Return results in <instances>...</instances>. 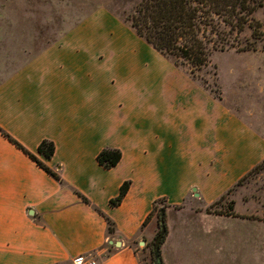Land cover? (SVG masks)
Listing matches in <instances>:
<instances>
[{
	"label": "crops",
	"instance_id": "1",
	"mask_svg": "<svg viewBox=\"0 0 264 264\" xmlns=\"http://www.w3.org/2000/svg\"><path fill=\"white\" fill-rule=\"evenodd\" d=\"M98 14L0 81V127L64 181L0 132V264H69L88 252L101 264H142L134 243L153 233L155 218L143 224L162 197L163 263L208 264V243L227 239L213 232L208 205L264 159V138L132 28L110 41L93 36ZM44 140L55 144L51 159L38 155ZM105 148L122 152L111 169L97 161ZM227 248L225 264H255L250 244Z\"/></svg>",
	"mask_w": 264,
	"mask_h": 264
},
{
	"label": "rangeland",
	"instance_id": "2",
	"mask_svg": "<svg viewBox=\"0 0 264 264\" xmlns=\"http://www.w3.org/2000/svg\"><path fill=\"white\" fill-rule=\"evenodd\" d=\"M139 2L141 0H0V81L15 63L27 59L45 43L59 40L63 32L96 13L99 14L89 23L93 36L110 41L117 32L121 37L125 32L123 28H132L125 22V15L133 12ZM254 17L262 23V36H252L251 29L247 28L241 37L244 44L252 42L254 49L214 52L210 64L198 71L195 78L207 84L210 93L237 116L246 129L264 138V7L259 8ZM164 58L174 62L173 58ZM177 67L192 76L188 66ZM164 71L165 76L175 73L167 67ZM239 180L231 185L233 191L226 199L215 204L211 211L229 213L233 204L234 213L240 216L208 212L213 232L227 237L219 243L214 240L208 243V264H225L227 245H236L240 254L248 244L255 253V264H264V166ZM158 230L155 217L153 233L140 239L141 245L139 240L134 243L142 264L154 263L152 249ZM237 264H241V258Z\"/></svg>",
	"mask_w": 264,
	"mask_h": 264
},
{
	"label": "trees",
	"instance_id": "3",
	"mask_svg": "<svg viewBox=\"0 0 264 264\" xmlns=\"http://www.w3.org/2000/svg\"><path fill=\"white\" fill-rule=\"evenodd\" d=\"M261 7H264V0H141L133 12L127 16L125 15L124 20L130 24L140 38L159 53L165 57L173 58V63L176 66H188L192 77L195 78L198 71L203 70L210 64L214 52H223L230 49H236L237 51L254 49L252 42L248 41L244 44L241 37L247 28L251 29L252 36H262V23L254 17L255 12ZM204 86L208 89L207 84ZM0 132L48 174L56 180L64 182L57 170L51 169L36 154L27 150L1 127ZM55 150L54 142L44 140L38 147V155L44 159H51L55 154ZM121 159L122 152L116 148H105L97 156L98 163L105 169L115 167ZM263 166L264 159L248 171L242 179L260 170ZM130 185V181H125L121 185L119 194L110 200L112 207H117L122 203L130 189ZM233 188L231 187L217 201L212 203L207 208V212L239 217L240 215L233 211V204L230 205L232 211L229 213L211 211L215 204L226 199ZM79 195L86 203H89L85 196ZM166 201L165 197L157 199L143 224V226H146L153 218H157L159 230L156 233L153 245L158 240L160 255L161 247L168 234L166 214L168 204ZM98 211L105 217L109 232H113L115 229L114 222L102 211ZM152 254L154 257V248Z\"/></svg>",
	"mask_w": 264,
	"mask_h": 264
},
{
	"label": "built area",
	"instance_id": "4",
	"mask_svg": "<svg viewBox=\"0 0 264 264\" xmlns=\"http://www.w3.org/2000/svg\"><path fill=\"white\" fill-rule=\"evenodd\" d=\"M69 264H101V259L95 252H88L73 257Z\"/></svg>",
	"mask_w": 264,
	"mask_h": 264
},
{
	"label": "water",
	"instance_id": "5",
	"mask_svg": "<svg viewBox=\"0 0 264 264\" xmlns=\"http://www.w3.org/2000/svg\"><path fill=\"white\" fill-rule=\"evenodd\" d=\"M193 191H196V188H194ZM116 245L120 246L121 243L117 242ZM154 259H155L154 264H163V260H162V257L160 255V252H159V242H158V240H156V243L154 245Z\"/></svg>",
	"mask_w": 264,
	"mask_h": 264
}]
</instances>
